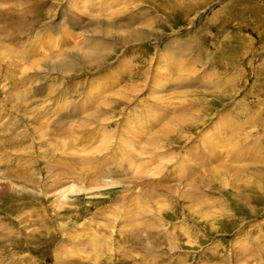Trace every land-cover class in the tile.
Here are the masks:
<instances>
[{
	"label": "rangeland",
	"instance_id": "rangeland-1",
	"mask_svg": "<svg viewBox=\"0 0 264 264\" xmlns=\"http://www.w3.org/2000/svg\"><path fill=\"white\" fill-rule=\"evenodd\" d=\"M91 3L0 0V264H264V0Z\"/></svg>",
	"mask_w": 264,
	"mask_h": 264
},
{
	"label": "bare ground",
	"instance_id": "bare-ground-1",
	"mask_svg": "<svg viewBox=\"0 0 264 264\" xmlns=\"http://www.w3.org/2000/svg\"><path fill=\"white\" fill-rule=\"evenodd\" d=\"M107 4H108V2H107ZM101 7L105 10L106 8H107V6L105 5V4H102L101 5ZM129 17V16H128ZM131 18H127L126 19V21H127V23L126 24H128V25H130V29L129 30H131V31H121V33L122 32H127V33H129V34H137V36L138 37H140V39H141V37L142 36H144L145 38H147V35L148 36H150V33H149V31L147 32L146 30H142V31H140L139 32V30L138 29H136L135 27H133L132 26V20H130ZM125 24V25H126ZM124 25V26H125ZM55 27H57V26H53V29L55 28ZM123 30V29H122ZM141 30V29H140ZM132 32V33H131ZM150 32H151V30H150ZM127 35V34H126ZM128 36V35H127ZM126 36V37H127ZM136 36V37H137ZM137 37V38H138ZM129 38V37H128ZM135 38V37H134ZM133 38V39H134ZM136 40V39H135ZM52 41V40H51ZM115 41V40H114ZM47 44H48V46L50 45L51 46V42H50V40L47 42ZM64 50L67 52V50H68V48H67V46H66V48L64 47ZM177 51V53L179 54L180 53V50L178 49V50H176ZM62 53V52H61ZM176 52H175V54H177ZM18 54V53H17ZM64 54H66V53H64ZM181 54V53H180ZM178 56V55H177ZM59 56L57 55V56H55V55H52V57H51V59H50V64H48L47 65V67H52V68H57L59 71L60 70H64V67H63V65L59 62ZM167 60H168V58H167ZM20 62V61H19ZM55 62H58V64L57 65H55L54 63ZM43 67H45L44 66V64L42 65ZM38 67L39 68H42L41 67V64H39L38 65ZM161 68V67H160ZM162 69V68H161ZM165 70V69H164ZM176 70V69H175ZM174 70V71H175ZM45 71H47V68H46V70ZM167 74V73H166ZM180 80V79H179ZM167 81V80H166ZM151 82H154V87H158V88H163V86H164V83H165V81H162V78H160V79H157V80H155V79H150L149 81H148V83L147 84H149V83H151ZM179 88V87H178ZM26 97V96H25ZM20 98V97H19ZM22 98V97H21ZM24 101V100H23ZM158 149V147H156V150ZM231 162H232V160H230V164H231ZM218 167H215L214 168V171L213 172H215V173H219V175H221V173H220V171L217 169ZM222 176V175H221ZM113 183V182H112ZM75 188V187H74ZM69 190H70V193H73L74 191H76V192H78L77 191V189L76 190H73V186H70V187H68V189L67 190H64V193H67V192H69Z\"/></svg>",
	"mask_w": 264,
	"mask_h": 264
}]
</instances>
